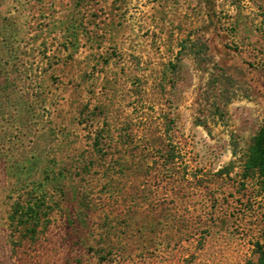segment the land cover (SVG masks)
I'll return each instance as SVG.
<instances>
[{
	"label": "rangeland",
	"instance_id": "374dc122",
	"mask_svg": "<svg viewBox=\"0 0 264 264\" xmlns=\"http://www.w3.org/2000/svg\"><path fill=\"white\" fill-rule=\"evenodd\" d=\"M70 15L82 26L60 24ZM74 33L79 48L64 50V37ZM89 36L105 41L96 47ZM262 44L264 0H0V264H256L253 245L264 244V195L239 177L146 189L140 196L150 192L151 205L137 215L127 198L135 178H124L119 201L137 222L103 240L77 224L75 214L68 222L66 206L78 190L99 204V190L108 197L116 183L100 180L99 167L80 171L81 155L99 161L101 154L110 171L113 160L126 155L151 161L164 154L155 128L140 131L134 145L121 144L116 134L106 137L97 154L77 111L100 101L136 121L152 99L128 106L137 102L127 89L140 75L149 89L151 73L178 50L176 85L155 112H172L187 142L182 147L199 159L192 166L213 172L241 159L264 122ZM97 59L104 61L95 65ZM82 65L94 66L98 79H90V70L82 79ZM61 171L66 176L56 180ZM30 201L43 209L25 223L14 220L15 209ZM153 211L189 223L174 226L172 241L159 240L146 224ZM182 234L195 239L178 240ZM92 245L104 246L105 259Z\"/></svg>",
	"mask_w": 264,
	"mask_h": 264
},
{
	"label": "trees",
	"instance_id": "16d2710c",
	"mask_svg": "<svg viewBox=\"0 0 264 264\" xmlns=\"http://www.w3.org/2000/svg\"><path fill=\"white\" fill-rule=\"evenodd\" d=\"M83 22H77L72 15H70L66 20L62 21L60 24L67 26V28L78 29L82 26ZM54 24V22H53ZM74 25V27H73ZM86 41H90L99 47L105 38L99 36H89ZM80 46V38L77 34H72L64 37L63 48L64 50L72 49L75 51ZM261 54L263 55L262 61V76L264 79V44L259 48ZM180 50L172 53L169 60L163 64V68L154 70L151 73V86L149 89L145 87V82L143 76H136L135 80L132 81L130 87L127 89V94L129 97H134L136 99V104L131 106L137 108V104L144 103L145 100L152 99L151 107L148 112L141 115L136 121L129 114H124L119 110L114 112L102 102L98 101L93 107H89L88 104L84 105L77 111V123L83 126L87 134L85 135V141L91 150L96 151L98 154V147L102 144V140L106 137L116 136L119 138L121 144L134 145L137 141L139 132L144 129L155 128L159 132L157 139L163 143L165 146L164 154L154 160H141L138 156L131 154L123 156V158H118L119 160H113L111 170L104 169L100 160H103V156L98 154L99 161L94 158L86 157L81 155L79 157V162L82 163L80 166V171L89 169L91 167H99L102 170L100 180L115 183L110 184L108 192L110 195L104 197L107 190H99V204H95L88 200L85 191L78 190L75 198V203L66 206L67 209V221L69 222L70 217L74 214L76 215V223L84 224L85 228L93 235L99 236L100 240L108 236L112 230L117 228H129L131 226V221L137 222L136 217H127L126 209L122 206L119 201L124 193V188L118 186L119 182L124 178L134 177L135 185L127 194V198L130 202V207H134L131 215H137L139 210L147 208L151 205L152 198L149 194H144L140 196L141 192H145L146 189L159 188L161 184H190L192 182H201L203 177H205V182H218L224 179L230 180L232 177H239L242 182H253L256 186L257 192L264 195V122L259 126L256 133L254 134L251 143L249 144L244 156L238 161L232 160L226 165L221 166L216 171H206L202 168H197L192 166L193 162L199 163L197 156H193L184 149L187 143L182 135L179 134L176 128L175 118L172 116V112H167L160 110L155 112V104L162 103L161 100L166 94V90L174 89L177 80L178 68L176 62L180 59ZM73 53L70 52L69 58L72 60ZM101 60V61H100ZM97 59L96 64L104 61V59ZM91 71L90 79H98L94 74L96 73L94 66H84L82 65L79 69L82 73V79L87 80L89 76L86 73ZM94 70V71H93ZM93 82V81H92ZM108 80H105L106 85ZM135 103V102H134ZM144 108V107H142ZM190 154V155H189ZM235 155V153H234ZM84 169V170H83ZM67 172L61 171L58 173L56 180L59 178H64ZM148 190V191H149ZM29 199L32 198L35 191L29 190L27 192ZM63 196L67 197L69 192L65 189H61ZM212 211L217 208V204L211 203ZM43 209L42 204H35L31 201L28 202L26 206H21L20 210L15 209L13 212V219L18 218L20 222H26L28 219L36 217L39 211ZM19 211V212H18ZM16 215V216H15ZM131 219V220H130ZM134 219V220H133ZM17 221V219H16ZM148 225V231L152 234L151 237L158 238L159 240L172 241L174 236L169 232L180 225L188 224L189 220L187 218L174 219L172 214H162L153 211L146 221ZM78 231L77 235V245L83 242L81 232ZM182 233V231H181ZM181 236L178 240H185L191 242L195 238L192 236ZM208 234H202L199 237V246L203 247L206 242ZM253 254L256 256V264H264V244L256 241L253 245ZM89 249L94 251L98 256L99 260H103V255L105 253L104 246L95 247V245L90 246Z\"/></svg>",
	"mask_w": 264,
	"mask_h": 264
}]
</instances>
